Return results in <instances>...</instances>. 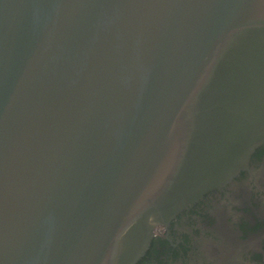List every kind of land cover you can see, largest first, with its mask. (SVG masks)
Returning a JSON list of instances; mask_svg holds the SVG:
<instances>
[{
  "label": "water",
  "instance_id": "obj_1",
  "mask_svg": "<svg viewBox=\"0 0 264 264\" xmlns=\"http://www.w3.org/2000/svg\"><path fill=\"white\" fill-rule=\"evenodd\" d=\"M263 147L264 0H0V264H137Z\"/></svg>",
  "mask_w": 264,
  "mask_h": 264
},
{
  "label": "flooded vegetation",
  "instance_id": "obj_2",
  "mask_svg": "<svg viewBox=\"0 0 264 264\" xmlns=\"http://www.w3.org/2000/svg\"><path fill=\"white\" fill-rule=\"evenodd\" d=\"M251 166L258 174L264 171V147L254 153ZM234 181L240 187L253 184L251 197L229 189L233 206L228 208L226 193L204 194L166 229L158 228L137 264H264V179L256 187V178L241 170Z\"/></svg>",
  "mask_w": 264,
  "mask_h": 264
},
{
  "label": "rangeland",
  "instance_id": "obj_3",
  "mask_svg": "<svg viewBox=\"0 0 264 264\" xmlns=\"http://www.w3.org/2000/svg\"><path fill=\"white\" fill-rule=\"evenodd\" d=\"M246 187L248 189L247 196L248 197H251V191H252L253 187L252 186H246ZM241 211H243L245 213V215H249V214L246 213V210L245 209L244 210H241Z\"/></svg>",
  "mask_w": 264,
  "mask_h": 264
}]
</instances>
